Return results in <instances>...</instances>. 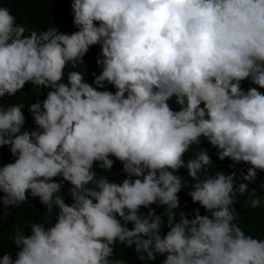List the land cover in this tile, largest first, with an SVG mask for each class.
I'll return each instance as SVG.
<instances>
[{
    "label": "clouds",
    "instance_id": "1",
    "mask_svg": "<svg viewBox=\"0 0 264 264\" xmlns=\"http://www.w3.org/2000/svg\"><path fill=\"white\" fill-rule=\"evenodd\" d=\"M70 8L76 30L63 33L0 6V212L38 198L46 217L8 235L7 251L0 224V264H127L118 244L144 264H264V237L236 208L240 197L262 208L250 184L264 172V0ZM94 46L101 71L89 83L74 69ZM25 85L46 93L27 104L35 127L24 103H3ZM204 141L229 173L210 174Z\"/></svg>",
    "mask_w": 264,
    "mask_h": 264
},
{
    "label": "trees",
    "instance_id": "2",
    "mask_svg": "<svg viewBox=\"0 0 264 264\" xmlns=\"http://www.w3.org/2000/svg\"><path fill=\"white\" fill-rule=\"evenodd\" d=\"M71 0H0V6L7 7L11 10L12 14L16 17L17 22L25 23L29 26V28H35L38 30L47 29L50 26H55L59 29L60 32L63 33H71L76 29L72 23L71 16V8H70ZM99 53L98 46H94L90 48L88 54L85 56L86 64L80 65L76 71H80L85 75L87 82L92 83L94 77L91 75L92 72H96L99 74L101 69L96 64V56ZM71 69L65 70V77H67V72ZM66 82V80L64 81ZM243 87H247V83H243ZM51 89H46L45 91H49ZM114 91V89H111ZM264 92V89H261ZM46 98V93L42 91L41 95L36 97V89L30 85H25L23 92L17 94L16 97L9 98L5 97L3 99V103L7 106L8 104H17L24 103L26 105L23 110L27 119L26 126L35 127L31 116L27 110V104L36 102L37 99L43 100ZM29 130V129H26ZM202 147L207 148L212 154V159L214 164L211 166L210 174H214L217 171L223 170L226 174L231 171L229 169V164L231 161L224 160L220 161L218 157L215 155L216 149L212 148L207 141H204ZM200 149L196 146H193L192 151L189 152V156H194V154ZM11 155L7 148L3 149V162L7 163L11 160ZM247 165H239V168H247ZM121 165L117 161L114 165L113 172H120ZM97 171H101L97 168ZM180 174L182 176H187V172L185 169L180 170ZM107 175V173H105ZM113 179L124 178L123 174L119 177L115 175L112 177ZM239 179V175L237 176ZM243 182V181H241ZM256 188L257 196H259L262 200V208L251 209L250 207H242L245 203V198L240 197L239 203L236 205L237 211L241 213L240 223L244 230L253 235L264 237V172H259L257 178L254 182L250 184V189ZM66 191V188L65 190ZM189 189L182 190L178 195L181 201V210L191 213L193 208L198 207L196 204H192L190 196L187 195ZM31 199V198H30ZM185 201H187V206L185 207ZM68 202H71L70 200ZM155 207V205H153ZM142 211H147L146 209H142ZM163 209L157 208V212H162ZM201 214H204V210L200 209ZM44 207L39 203L38 198L29 200L26 204L21 205L18 208H10L4 209L0 212V224H3V235L5 237V251L10 249L13 244H9L7 242L8 235H14L15 230L20 227H24L30 225L35 222V220L39 221L40 219H46L43 214ZM177 217H179V212L177 211ZM131 227V225H129ZM166 231V230H165ZM26 234H30L29 229H25ZM117 258L123 259L127 261V264H144V262L140 261L134 252V249L126 248L123 245H117L116 249ZM161 259L158 258L156 261H152L151 264H161Z\"/></svg>",
    "mask_w": 264,
    "mask_h": 264
}]
</instances>
